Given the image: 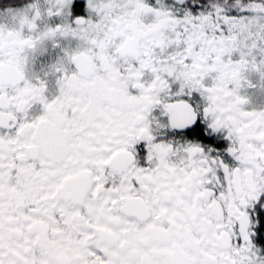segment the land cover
Segmentation results:
<instances>
[{
  "label": "snow or ice",
  "instance_id": "obj_1",
  "mask_svg": "<svg viewBox=\"0 0 264 264\" xmlns=\"http://www.w3.org/2000/svg\"><path fill=\"white\" fill-rule=\"evenodd\" d=\"M12 21L0 264H264V109L240 92L264 81V0H33ZM58 37L53 95L31 64Z\"/></svg>",
  "mask_w": 264,
  "mask_h": 264
},
{
  "label": "flooded vegetation",
  "instance_id": "obj_2",
  "mask_svg": "<svg viewBox=\"0 0 264 264\" xmlns=\"http://www.w3.org/2000/svg\"><path fill=\"white\" fill-rule=\"evenodd\" d=\"M32 3L33 0H0V24L12 26L13 12L22 11ZM41 3H44V0H41ZM54 22L59 23V18H55ZM75 46L76 41L58 37L56 41H46L42 50L35 53L31 64V71L49 81L50 93L53 95L57 92L56 80L60 76V73L55 71L53 65L65 55L66 48L74 49ZM246 75L255 85V87H248L245 85V87L240 90L241 95L247 96L250 100V102L245 105L246 110L264 109V81H261L258 73L250 72L246 73ZM61 151H63L62 144L53 142L49 145L50 155L56 156ZM13 191H15V189H13ZM61 231H63V229Z\"/></svg>",
  "mask_w": 264,
  "mask_h": 264
},
{
  "label": "rangeland",
  "instance_id": "obj_3",
  "mask_svg": "<svg viewBox=\"0 0 264 264\" xmlns=\"http://www.w3.org/2000/svg\"><path fill=\"white\" fill-rule=\"evenodd\" d=\"M55 57V56H54ZM56 58V57H55Z\"/></svg>",
  "mask_w": 264,
  "mask_h": 264
}]
</instances>
